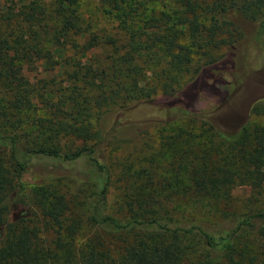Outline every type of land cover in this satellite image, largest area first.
<instances>
[{
    "label": "trees",
    "instance_id": "16d2710c",
    "mask_svg": "<svg viewBox=\"0 0 264 264\" xmlns=\"http://www.w3.org/2000/svg\"><path fill=\"white\" fill-rule=\"evenodd\" d=\"M6 1L10 5L0 2V89L9 85L11 97H0V227L3 228L0 264H264V126L243 124L234 133H219L220 144L215 149L209 143L205 146L207 152L185 155L182 163L168 166L165 172L169 176L154 178L151 168L133 172L135 185L127 189L130 194L122 201L118 216H113L107 213L104 202L111 176L97 147L83 145L73 151H62L55 143L41 139L45 133L62 131L78 133L86 140L95 138L98 130L65 127L58 119V114L64 111L58 107L63 100L57 92L49 89L58 97L57 101L38 92L43 87H32L18 75L9 53L26 63L41 58L42 51L36 47L39 33L49 35L53 47L61 38L79 53L100 44L113 46L114 39L97 30L89 32L81 47L73 43L71 36L82 37L91 27L82 18L80 0ZM198 1L95 0L94 8L113 23L115 34L126 36L123 62L130 58L151 62L154 53H160L158 57L162 58L171 57L172 61L177 59L176 64L188 61V57L180 59L174 55V50L181 47L172 40L163 38L164 43L158 42L164 47L155 43L154 29L165 31L173 6L191 13L189 22L194 25L189 30L194 37L206 33L212 40L215 33L227 34L217 44L225 42L228 54L236 45L242 47L243 40L250 36L260 35L263 40L264 0H212L207 23L204 17L199 21ZM174 18L180 26L189 23L182 17ZM22 28L29 30L25 43L19 40ZM46 52L49 58L50 52ZM63 62L80 72L75 59L66 57ZM76 74L74 71L71 76L74 82L78 81ZM79 76L91 86L86 69ZM170 91L163 87V96H169ZM114 94L112 91L103 101L112 102ZM70 102L66 114L76 120L83 114L87 100L82 98V102L76 103L75 98H70ZM178 104L174 107L177 112L185 117L192 113L181 100ZM42 110L48 111L52 119L42 121ZM104 113L98 112L97 119ZM249 113L264 115V96L250 106ZM187 117L190 122L195 119ZM201 126H205V131L214 130L206 122L198 127ZM175 137L179 139L178 135ZM187 139L183 143L189 146ZM45 166L49 171L44 173L51 175L50 179L74 178L76 182L71 181L75 187L69 191L59 188L58 192L51 184L29 186L26 197L18 194L25 212L8 221L9 210L4 201L18 185L9 177L10 171L19 176ZM240 187L248 188L250 196L242 201L244 209L230 211L231 191ZM166 190L169 194L160 193ZM178 192L183 193L185 203L204 202L205 212L221 215L224 221L212 224L194 218H175L170 197ZM256 203L262 207H248ZM79 217H85L91 225L94 232L91 237H79ZM37 223L53 234L52 241L38 243Z\"/></svg>",
    "mask_w": 264,
    "mask_h": 264
},
{
    "label": "rangeland",
    "instance_id": "374dc122",
    "mask_svg": "<svg viewBox=\"0 0 264 264\" xmlns=\"http://www.w3.org/2000/svg\"><path fill=\"white\" fill-rule=\"evenodd\" d=\"M211 1H198L197 11L201 17L199 21L204 17L203 21L206 22V17L211 14ZM0 2L10 5L6 0ZM94 5L95 0H80L82 18L91 27L84 36H71V40L79 48L90 31L97 33V30H102L103 34H109L114 39L113 46L100 44L79 53L61 38L53 47L49 35L39 33L36 47L42 51L41 58H33L32 63L22 62L12 53H9V58L16 73L26 79L32 87H43L38 92H42L46 98L50 97L51 101H57L58 97L63 100L58 107L64 114H58V119L65 127L73 125L88 127L90 132L98 130L95 138L89 137L86 140L78 133L66 134L62 131L52 135L45 133L41 139L45 138L48 144L55 143L62 151H73L83 145L96 146L111 176V186L104 196L106 211L118 216L119 208L123 207L122 201L130 194L127 189L135 185L131 177L133 172L151 168L154 178L169 176L165 172L168 166L182 163L185 155L199 156L207 152L205 146L209 143L215 149V146L220 144L219 133H234L243 124L264 126V115L249 113L250 106L264 96V38L262 40L260 35L250 36L243 40L242 47L236 45L228 54L225 42L217 44L226 38L227 34L215 33L212 40L206 33L194 37L189 30L194 25L189 22L191 13L183 7L173 6L169 11L170 19L167 20L165 31L154 29L155 43L164 47L158 42L164 43L163 38L172 40L181 47L174 50V55H178L180 59L188 57V61L176 64L177 59L172 61L171 57L162 58L158 57L160 53H154L151 62L143 63L142 59L135 58L123 62L126 36L115 34L113 23L104 18ZM154 7L156 10L161 9ZM174 17H182L180 19H186L189 23L180 26ZM181 29H184V32ZM28 37L29 30L22 28L19 33L21 43H25ZM46 50L50 52L49 58ZM130 54L134 56L133 53ZM66 57L75 59L76 66L81 67L80 72L76 67L64 64L63 59ZM212 60L213 63H208ZM85 69L91 86L79 76ZM74 71L77 73V82L71 78ZM4 82L7 80L4 79ZM163 87H166V90L171 89L169 96H163ZM49 89L57 92L58 97H54ZM9 91V85L4 84L0 89V97L9 99ZM112 91L115 93L112 102L103 101ZM70 98H75L76 103L82 102V98L87 100L83 114L76 120H71L66 114L71 108ZM180 100L191 110L192 113L186 115L195 118L193 122L174 109ZM98 112L105 113L97 119ZM40 116L42 121L52 119L46 110L40 111ZM201 122L209 123L214 130L205 131V126L198 127ZM194 135V139H187ZM184 139H187L189 146L183 143ZM262 139L264 140V133ZM47 171L48 166L36 168L35 171L32 169L19 176L10 171L9 177L18 185L17 190L13 189L4 201L9 210L8 221L18 219L19 215L25 212L18 194L26 197L29 186L51 184L58 192L59 188L69 191L75 187L71 181L76 182L74 178L68 177L71 180L65 181L52 180L49 178L51 175L44 173ZM180 174L185 180L184 172L181 171ZM130 191H133V188ZM168 192L169 190L160 193L169 194ZM249 193L248 188H234L231 191L230 211L244 209L242 201L248 199ZM182 194H170L173 204L171 213L175 218H194L212 224L224 221L221 215L205 212L202 209L204 202L196 205L185 203ZM248 207L258 208L262 207V204H249ZM32 211L37 213L34 208ZM78 220L79 237H91L94 232L85 217H79ZM2 231L3 228L0 227V234ZM35 231L38 243H49L54 238L41 223L36 224Z\"/></svg>",
    "mask_w": 264,
    "mask_h": 264
}]
</instances>
